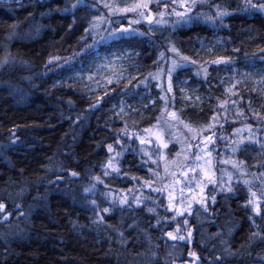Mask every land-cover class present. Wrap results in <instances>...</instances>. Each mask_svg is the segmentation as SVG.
Masks as SVG:
<instances>
[{"label": "trees", "instance_id": "1", "mask_svg": "<svg viewBox=\"0 0 264 264\" xmlns=\"http://www.w3.org/2000/svg\"><path fill=\"white\" fill-rule=\"evenodd\" d=\"M243 2L216 0L229 13L219 26L207 20L160 30L144 28V21L138 24L137 29L154 41L129 47L139 53L131 58L140 76L154 74L161 53L166 60L171 57L167 44L196 60V67L207 66L205 75H196L187 67L173 76L174 90L176 80L186 79L206 100L202 109L176 107V113L189 126L208 123L219 99L227 100L229 94L221 81L230 75L246 77L239 93L232 94L238 109L245 113L244 120L264 124L260 123L264 118V14L239 10L237 5ZM72 4L73 0H0V62L8 59L0 67V203L7 209L19 205L29 211L24 235L6 244L0 242V264H177L179 258L174 255L170 261L165 259L171 242L164 236L166 227L156 228L158 218H153L144 204H140L143 211L136 204L124 206V210L117 206L97 226L90 200L82 199L76 190L75 182L87 172L102 174L101 162L107 159L104 145L113 142L112 130L125 124L129 133L147 129L158 119L165 103L150 104L144 98L158 100L162 95L156 81H150L147 90L137 85L134 92L131 84H109L98 99L85 97L77 85L65 79L78 62L77 53L81 56L92 48L85 29L98 16L87 6L66 12ZM204 6L208 7L207 3ZM124 43L128 47L135 41ZM199 43L214 52L205 57L196 48ZM121 44L110 41L105 47ZM53 56L60 63L55 64ZM220 58H229L231 66L211 63ZM90 104L99 107L94 109ZM122 106L128 113L120 116ZM175 147L170 141L168 154L175 153ZM236 156L256 171L252 165L258 167L264 162V148L240 145ZM121 159V175L129 168L127 175H146L145 167L137 171L131 165L134 159L139 162L138 152L134 156L127 151ZM66 171L77 172L78 178L70 180L63 175ZM58 176L63 182L52 183ZM106 177L113 188L123 185L122 177ZM45 184L49 186L44 188ZM252 190L236 187L234 197H217L216 204L208 206V214L200 215L202 224L196 215L189 214L194 225L207 230L208 237H201L204 264H214L213 256L222 254L225 264H255L264 255V242L259 236L253 238V213L243 209ZM94 198L99 209L109 206L104 196L96 194ZM254 222L264 227L259 217Z\"/></svg>", "mask_w": 264, "mask_h": 264}, {"label": "rangeland", "instance_id": "2", "mask_svg": "<svg viewBox=\"0 0 264 264\" xmlns=\"http://www.w3.org/2000/svg\"><path fill=\"white\" fill-rule=\"evenodd\" d=\"M74 3H76V0H73ZM104 0H99V11L98 16L93 17L89 24L87 29L91 33L90 35L87 34L89 39V44L92 45V48L87 51L86 54H82L81 56L77 53V64L71 69L69 74L65 77V79L72 81L75 85L78 86L81 93L85 97H97L100 99L106 90H108L109 84L113 83H126L131 84L132 91L134 92L136 90V87L138 85V81L143 79L144 77L148 76H140L141 73L136 69V65L133 64V59L126 55V53H132V49L127 47L124 41H121L122 44L118 47H112V48H106L105 46L108 44L111 40H104L100 41V38L102 36L107 35V27L108 24L104 23L106 19H114L119 20V18L122 15H127V19L123 21V26L125 27H131L135 28L138 32L141 33L140 30L137 29L138 24H132L129 25V20H139L140 23L144 21L146 29H149V25L146 22V17L139 16L136 13H122V12H115L114 14H110L107 9L103 7ZM141 0H107V3L113 5L115 8H123L124 6L132 5L134 3H139ZM166 3H168V10H165L164 4H161L159 9H157L156 0H151V3L149 4V10L152 12L153 15V25L151 27V30H160L159 28H167V26H171L172 29L177 28H184L191 24H197L199 22H203V20H207L209 24L217 25L219 26L220 22L212 23L209 22L208 16H212L213 19L215 17L211 14V12H215V10H210L209 14L206 11L201 10L197 15L195 14L196 9L198 8H205V6H197L191 10L188 15H191L194 17L192 20H188L186 17L185 19H179L177 16L171 13V3L170 0H166ZM94 0H81L80 7L87 6V5H93ZM219 4V3H218ZM222 5V4H220ZM93 9V8H91ZM224 12H227L225 7L221 9ZM141 12L144 11V9H140ZM177 11H183V9H177ZM163 12L164 16L160 17L159 13ZM200 14H207L206 15H200ZM264 14V13H262ZM93 20H97L98 23L95 25V30H93L91 22ZM160 20V23H157L156 21ZM216 26V27H217ZM174 27V28H173ZM27 34V32L25 33ZM95 41H100L98 43L94 44ZM129 41V40H128ZM114 42V41H112ZM120 42V41H119ZM174 46V45H168ZM211 46V45H210ZM175 47V46H174ZM199 47V48H198ZM197 49H201L202 55L210 56L209 53H213L214 49H209L207 45H204L203 43H199ZM176 49V48H175ZM211 50V51H209ZM170 52V58L168 60H165L164 62L160 63L159 68L155 70L154 74L157 72H160L162 75L164 74V69L167 66L171 65V61L173 59L179 60L180 57H185L184 54L178 50L175 54L171 51ZM161 55H164L161 53L158 55V61L160 60ZM165 56V55H164ZM189 58V57H188ZM56 60L55 64L60 63L57 62L56 56H53V58ZM190 59V58H189ZM53 60V61H54ZM8 61L7 58L3 59L0 62V67L3 66V64H6ZM190 61H195V64H185L184 68L190 67L192 68L193 72L197 75H205L204 69H207V66H197V61L194 59H190ZM131 77H135L136 79H131ZM223 77V75H222ZM225 77V76H224ZM138 79V80H137ZM246 79L244 75H240L238 77L230 75L227 76L225 79L221 81V84L224 86V91L229 94L227 100L219 99L217 103V109L220 108L221 105H223V109L218 113V123L224 125L223 129L218 132L219 136L224 137L228 143L225 144L223 142H219L216 144L215 151L209 155L207 152H203V149L201 151L203 154L200 157V160L198 163L195 162V156L192 155L193 153V146L196 144L197 139H200L201 141L204 138V131L207 128L208 124L212 122L211 118L208 123L203 124L201 126H189L188 123H186L182 118L176 113L175 109L180 108L183 109L187 106L196 108V109H202L205 104L206 100L202 96L201 92L193 85L185 84L184 82L186 79H183L181 81L176 80V86L177 88L174 90L173 93L168 94L169 96H174V99L171 100L170 104H164L161 108V114L158 116V119L153 123L150 127L147 128V132L144 130L135 133L131 132L130 134H140L142 133L144 138L149 141L148 145L146 147H142L139 144V141L137 140L135 143L131 144V147H133L135 150L142 149L144 152H148L149 155H151L152 151H154L155 144L159 143L157 141V136L160 137V140L164 143L170 144V141H174L176 144L175 150L177 151L173 154H168V148L162 149L160 156H159V164H152L151 170L149 171V166L146 165L145 168L147 170L146 175L139 176L134 174H129V177H137L139 180L143 183L144 181H148L152 184L153 187L156 188H162L164 189V196H158L156 192H150V189L145 185L144 187H141V184L136 183L134 180H128V179H122V184L126 186H118L117 188H113L106 180V175L103 174V171L101 170L100 173H92L87 172L84 177L77 180L75 182V185L77 187V191L80 194V197L82 199H85L84 197L87 195L84 193L85 187H90L93 177H99L100 181L102 183H97L96 185V194L98 196H104V193H107L109 197H111L113 194L115 195L117 201L127 196L128 199H132L133 196L140 198V204H145L144 197H148V199L155 204H159V200L161 198L165 199V205L167 204V195L169 192V189H171L172 195L176 197L177 199H180V188L183 187V183H176L177 180L180 179V174L184 170L183 166L187 164L189 161L193 162L192 166H195L198 169H201V175H200V182L203 183L204 181V172H207L209 175L212 176L213 180L217 177L223 178V180H228L231 177L232 183L235 186L233 192L229 194H219L217 193V197H226L232 196L234 197L235 194V188L236 187H243L245 188H252V191L259 192L261 189H264V181L260 179V171H258V167L256 165H252V168L254 170H250V168L245 165V161L239 159L236 156L237 150H233L234 145H238V148L242 144H252L248 143V141L251 138L254 137H264V131H259V129L264 128V124H250L244 120L245 113L240 111L238 109L237 104L234 107H229L231 102L233 101V91L235 94H238L240 89L239 86L243 83V81ZM110 81V83H109ZM157 83L160 81V77H157L154 80ZM233 84L236 85L235 89L233 91H230V89L233 88ZM163 86H167V80L166 76L163 80ZM181 89H183V93L181 92ZM162 95H164L162 93ZM231 95V97H230ZM198 98V99H197ZM177 99L179 101L176 102ZM178 104V105H176ZM171 105V106H170ZM236 109V110H235ZM125 113H128L127 110L124 109ZM172 113H175V115H172ZM227 122H225V119ZM264 120V118H263ZM249 125H251V135H250V129ZM238 133V134H236ZM264 142V141H262ZM257 145V144H256ZM174 150V151H175ZM138 155H139V151ZM151 159L154 161L157 159V156L151 155ZM207 161V163H206ZM236 165H240L239 168L236 167ZM148 173V174H147ZM155 173V175H153ZM116 175L115 173H111L109 175ZM120 177H123V175L120 174ZM51 180V179H49ZM185 180H187V177H185ZM244 181H248V183H244ZM110 185V186H109ZM49 185L45 184L44 188H47ZM107 186V187H105ZM111 189L112 191L109 192L108 190ZM24 192V191H23ZM22 193V192H21ZM72 197L74 198L75 194L71 193ZM185 199L183 200V205L187 207L188 205H191L190 208H188V212L190 215H196L198 218V224H202L200 221V215L204 216L207 215L209 212V209L205 210V208L200 207L198 204L193 202V197L198 199L199 194L194 190L192 193V197H188V190L185 188L184 191ZM95 197V196H94ZM93 196H88L87 200H90L94 198ZM73 200V199H72ZM36 199L33 203H35ZM89 201V202H90ZM32 203V204H33ZM133 204H136L135 202ZM165 205H160L158 209V215L157 218L160 220L168 221L173 219L172 213H165L164 207ZM117 206H119L117 204ZM31 208V204L29 206ZM120 207V206H119ZM153 207V203H147L146 208ZM176 207H181L180 204H176ZM24 212V215L21 216L19 213H16L15 215H9L10 213H13L14 209L9 208L7 209V212L3 215H0V242L2 244H6L7 242H10L12 239H19L21 236L24 235V232L26 229H24V224L28 221V210L22 209ZM148 211V210H147ZM154 214V213H152ZM190 215H187L185 218L188 219L189 225L186 229L183 230L182 234L186 235L187 231L190 230ZM5 217H7L8 223H5ZM96 219V217H94ZM179 219V218H177ZM163 227H166L168 231H173L177 227V223L173 222L171 224V227H169L167 224H164ZM202 229H198V232H201ZM191 231V230H190ZM192 232V231H191ZM167 239V236L164 235ZM163 236V237H164ZM194 233H192L191 239L188 241L192 245H194L193 242ZM169 239V238H168ZM170 240V239H169ZM170 247L167 248V251L170 252V254L174 255V257L181 258L183 256H186V259H189V261H184L182 264H196V261L194 258L190 257L189 253H195V251L190 247L185 250L184 255H182L180 248H177L178 243L176 241L170 240ZM196 254V253H195ZM197 256V254H196ZM198 257V256H197ZM201 263V261H200Z\"/></svg>", "mask_w": 264, "mask_h": 264}, {"label": "snow or ice", "instance_id": "3", "mask_svg": "<svg viewBox=\"0 0 264 264\" xmlns=\"http://www.w3.org/2000/svg\"><path fill=\"white\" fill-rule=\"evenodd\" d=\"M151 3V0H141L139 3H134L130 6L126 5L123 8H115L113 5L107 3V0H104L103 7L108 10L110 14H114L115 12L119 11L125 14L128 13H136L139 16L146 17V22L149 25V29H151L153 25V15L152 12L149 10V4ZM171 3V13L177 16L179 19H185V17L188 20L194 19L193 16L188 15V13L191 12V10L195 7L204 6L205 3H207V6L211 10L215 6V12L213 13V16L215 19H213L212 16H208L209 22L217 23L223 21L225 16L229 15V13L222 11L223 5L216 4V0H170ZM81 0H76V3L72 4L71 7L65 8V11H72L73 9H78L80 7ZM164 4L165 10H168V3H166V0H156L157 9H159L160 5ZM89 8H93L94 11H99V0H94L93 5H87ZM237 8L239 10L248 11V12H259L264 13V0H244L242 4H238ZM140 9H144L143 12L140 11ZM177 9H183V11H177ZM200 15H206L207 14H200ZM160 17L164 16L163 12L159 13ZM127 19V15H122L119 20L114 19H106L104 23L108 24V27L106 29L107 35L102 36L100 38V41L104 40H111V41H124L128 42L129 39H132L135 41V43H128V47H135L136 44H143L144 42L154 43L151 36L146 35V33H140L135 28L131 27H125L123 26V21ZM157 23H160V20L156 21ZM98 23L97 20H93L91 22L93 30H95V25ZM140 23L139 20H129L128 24H136ZM86 34H91L88 29H85ZM139 38V39H137ZM100 41H95L94 44L98 43ZM168 51L173 52L174 54L177 52L174 46H169L167 49ZM238 51V50H237ZM262 53H264V49L261 50ZM129 57L131 56H138L139 53L132 52V53H126ZM167 58L164 55H161L160 60L156 62V66L159 68L160 63L164 62ZM195 61H190L188 57H180L179 60L173 59L171 61V65L167 66L164 69V74L162 75L160 72H157L156 74H150L148 77H144L143 79L138 81V85L143 86L145 90L149 87V82L151 80L156 79L157 77H160V81L157 83L156 87L160 88V91L164 95H160L158 97V100H151L148 96H145V99H149L150 104H156L158 102H164L165 104H170L171 100L174 99V96H169L168 94L173 93V76L175 73H178L179 70L184 68L185 64H195ZM213 65H219V64H226L231 66V60L229 58H220L217 60H213L211 62ZM205 73L207 74V69H204ZM199 75V73H197ZM166 76L167 80V86H163V80ZM131 79H136L135 77H131ZM110 83V81H109ZM185 84L188 82L185 81ZM261 84L264 85V78L261 80ZM236 85L233 84V88L230 89V91H233L235 89ZM131 91V89H129ZM181 92L183 93V89H181ZM107 94V92H106ZM233 94L235 95V92L233 91ZM198 99V98H197ZM211 96L209 97V100L211 101ZM236 105V101L233 100L229 107H234ZM91 108L98 109L99 105H91ZM147 107V105H145ZM223 109V105L220 106V108L216 109L213 112V116L211 118L212 122H210L207 126V128L204 131V138L201 141L200 139H197L196 144L193 146V153L192 155L195 156V162L198 163L200 160L201 155L203 152H207L209 155L213 151H215L216 144L219 142H223L225 144L228 143V141L218 135V132L223 129L224 125L219 124L218 121V113ZM115 111V109H114ZM129 111H132L131 108H129ZM137 114H139L137 112ZM118 115L123 116L124 115V107L122 106L120 108V112ZM172 115H175V113H172ZM255 115V113H254ZM225 122H227L226 118ZM260 123H264V120H261ZM129 126L125 124L123 128H120L119 130H112L110 132L112 143H106L104 145L106 149V161L101 162V167L103 169L104 175H109L110 170L111 173H115L116 176L119 178L122 170V164L124 161H122L121 156L122 154L126 153L127 151H132L133 155H136V152L139 151L140 160L137 162V160H133L131 162V165L136 167V170L139 171L140 169L144 168L146 165L149 166V171L151 170L152 164H159V156L162 149L168 148V144L164 143L160 140V137L157 136V141L159 143L155 144L154 151H152L151 155L157 156L156 160L151 159V155H149L148 152H144L142 149L133 150L131 148V144L135 143L137 140L139 141V144L142 147H146L149 143L147 139L144 138L143 134H130L128 130ZM250 129V135H251V125H249ZM145 132L148 130L145 129ZM259 131H264V128L259 129ZM238 134V133H236ZM264 137H254L251 138L248 143L252 144H259L261 148H264ZM247 144H245V147ZM203 149V152L201 151ZM238 145L233 146V150H237ZM207 163V161H206ZM193 162L189 161L187 164L183 166L184 170L180 174V179L176 181V183H183V187L180 188V199H177L172 195L171 189H169L168 195L166 197L167 204L165 205V199L161 198L159 200V204H155L154 202L150 201L148 197H144L145 204L144 206H147V203H153V207L148 208L149 213H154L153 218H157L158 215V209L160 205H165L164 211L165 213H172L173 219L164 221L157 219V225L156 228H160L164 224H167L169 227H171V224L173 222L177 223V227L173 231H168L165 229V235L167 238H169L172 241H184L185 244L188 243V241L192 237V232L189 230L187 231V234H182L183 230L187 228L189 225L188 219L185 217L189 215L188 208L191 207V205H188L185 207L183 205V200L185 199L184 191L185 188L188 190V197H192V193L195 190L199 196L198 199L193 197V202L198 204L200 207L207 209L210 205H215L217 202V193L223 195V194H231L234 190V185L232 183L231 177L228 180H223L222 176L217 177L215 181L213 180L212 176L209 175L207 172H204V181L203 183L200 182V175L202 170L196 168L195 166H192ZM237 168L240 167V165H236ZM259 169H264V162H262L258 166ZM129 169H123V179L128 180H134L136 183L141 184V187H144L147 185V187L150 189V192H156L158 196L163 197L164 196V189L162 188H156L153 187L151 183L148 181H144L143 183L139 180L137 177H129L127 175ZM64 176H67L70 180H75L78 178V173L75 171H66L63 173ZM155 175V173H153ZM185 177H187V180H185ZM260 179L264 181V172H260ZM90 187L84 188V193L87 195L84 197L85 200L88 199V196H95L96 195V185L97 183H102L100 181L99 177H93ZM63 178L62 176H58L56 181H53L52 183L58 184L62 183ZM244 183H248V181H244ZM107 187V186H105ZM109 192L112 190L109 189ZM104 198L106 201H108L109 206L103 207L102 209H99V206L96 203L95 198L91 199L90 205L91 210L93 212L94 217L96 219L93 221L94 224L99 226L100 223H103L106 217H109L112 213V211L117 207V204L120 206V210H124V206H127L128 208H132L133 203H136V207L139 208L141 211L144 209L140 207V198L133 196L132 199H128L127 196H124L120 198L118 201L113 194L111 197L108 196L107 193H104ZM38 198V197H37ZM2 199V197H0ZM245 204L243 205V209L245 211H250L253 213V218L250 220V223H253V226L256 228V232L253 234V238L256 236L260 237V240L264 242V227H259L255 225V217H259L261 220H264V189H261L259 192L256 191H250L247 196L245 197ZM176 204H180L181 207H176ZM7 212V208L4 203H0V215H3ZM16 213H19L21 216L24 215V212L22 208L19 205H16L14 207L13 213H10L9 215H15ZM179 218V219H177ZM5 223H8L7 217H5L4 220ZM130 228L134 227L132 225H129ZM155 230V229H154ZM226 251L227 248H225ZM228 254L231 255L232 253L228 251ZM190 257L194 258L196 261V264H200V258L196 256L195 253L190 252ZM213 262L214 264H225L224 256L223 254L221 256H213ZM255 264H264V255L259 256L255 260Z\"/></svg>", "mask_w": 264, "mask_h": 264}, {"label": "bare ground", "instance_id": "4", "mask_svg": "<svg viewBox=\"0 0 264 264\" xmlns=\"http://www.w3.org/2000/svg\"><path fill=\"white\" fill-rule=\"evenodd\" d=\"M201 10H203V11H206L208 14H209V12H210V9H209V7H206L205 6V8H198V9H196V12H195V14L197 15V13H199ZM242 145H244V144H242ZM247 145H249V144H247ZM252 145H255V146H257V147H260V145L259 144H252ZM261 148V147H260ZM263 149V148H262ZM238 157V156H237ZM239 158V157H238ZM239 159H241V158H239ZM237 194V193H236ZM207 218H209V217H207ZM190 230L192 231V233H194V238H193V242L195 241V244L196 245H192L191 243H187V244H185V242L184 241H178V242H180V243H178V246H177V248H180L179 250H181V252L183 253L182 255H184V253H185V250H187V248L189 247V244H190V247L195 251V253L197 254V256L200 258V261H201V263L200 264H204L203 263V257H204V255H203V252L201 251V250H204L205 248H204V245H205V243H203L204 241L201 239V237H204V236H207V230H202L201 232H198L197 233V230L199 229V226H196V225H194V223L193 222H190ZM167 229V228H166ZM253 229V228H252ZM168 230V229H167ZM196 233H197V237H196V240H195V236H196ZM208 237V236H207ZM185 248V249H184ZM187 252V251H186ZM165 255H166V257H165V259L167 260V261H170V260H172V257H173V255L172 254H170V252H168V251H166L165 252ZM187 257L186 256H183V257H181L180 259H179V261H176L177 262V264H182V263H184V261H189V259H186ZM173 264H175L174 262H173ZM205 264H207V263H205Z\"/></svg>", "mask_w": 264, "mask_h": 264}, {"label": "water", "instance_id": "5", "mask_svg": "<svg viewBox=\"0 0 264 264\" xmlns=\"http://www.w3.org/2000/svg\"><path fill=\"white\" fill-rule=\"evenodd\" d=\"M38 1H42V0H38Z\"/></svg>", "mask_w": 264, "mask_h": 264}]
</instances>
